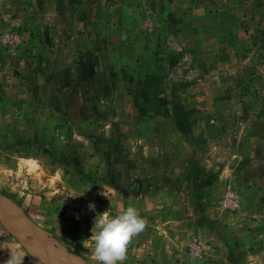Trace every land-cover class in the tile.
I'll use <instances>...</instances> for the list:
<instances>
[{
    "label": "rangeland",
    "instance_id": "374dc122",
    "mask_svg": "<svg viewBox=\"0 0 264 264\" xmlns=\"http://www.w3.org/2000/svg\"><path fill=\"white\" fill-rule=\"evenodd\" d=\"M0 195L84 264L129 205L123 264H264V0H0Z\"/></svg>",
    "mask_w": 264,
    "mask_h": 264
},
{
    "label": "clouds",
    "instance_id": "9594fccd",
    "mask_svg": "<svg viewBox=\"0 0 264 264\" xmlns=\"http://www.w3.org/2000/svg\"><path fill=\"white\" fill-rule=\"evenodd\" d=\"M88 208L94 211L95 204L90 202ZM145 228L146 220L139 215L134 206L129 205L115 215L105 211L95 217L91 236L85 240L84 246L91 248L92 259L96 264H123L133 238ZM5 249L10 251V256L4 264H23L25 256H33L22 244ZM38 262L39 258L37 264Z\"/></svg>",
    "mask_w": 264,
    "mask_h": 264
},
{
    "label": "bare ground",
    "instance_id": "6f19581e",
    "mask_svg": "<svg viewBox=\"0 0 264 264\" xmlns=\"http://www.w3.org/2000/svg\"><path fill=\"white\" fill-rule=\"evenodd\" d=\"M0 195V219L5 227L45 264H84L81 259L71 256L63 249L55 247L46 240L42 232L22 214V212L7 199ZM51 242V243H50Z\"/></svg>",
    "mask_w": 264,
    "mask_h": 264
},
{
    "label": "water",
    "instance_id": "95a60500",
    "mask_svg": "<svg viewBox=\"0 0 264 264\" xmlns=\"http://www.w3.org/2000/svg\"><path fill=\"white\" fill-rule=\"evenodd\" d=\"M35 227V226H34ZM37 229V228H36ZM48 245H52V244H48Z\"/></svg>",
    "mask_w": 264,
    "mask_h": 264
},
{
    "label": "crops",
    "instance_id": "0c3cea01",
    "mask_svg": "<svg viewBox=\"0 0 264 264\" xmlns=\"http://www.w3.org/2000/svg\"><path fill=\"white\" fill-rule=\"evenodd\" d=\"M8 230V229H7ZM9 231V230H8ZM10 232V231H9Z\"/></svg>",
    "mask_w": 264,
    "mask_h": 264
}]
</instances>
